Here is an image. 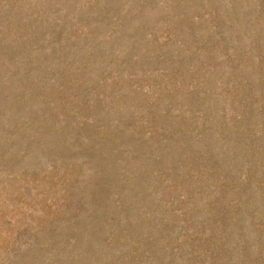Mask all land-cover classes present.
Segmentation results:
<instances>
[{"label":"rangeland","instance_id":"rangeland-1","mask_svg":"<svg viewBox=\"0 0 264 264\" xmlns=\"http://www.w3.org/2000/svg\"><path fill=\"white\" fill-rule=\"evenodd\" d=\"M0 264H264V0H0Z\"/></svg>","mask_w":264,"mask_h":264}]
</instances>
